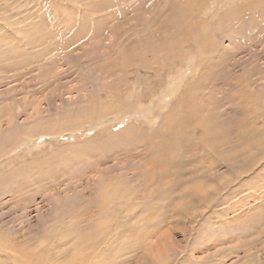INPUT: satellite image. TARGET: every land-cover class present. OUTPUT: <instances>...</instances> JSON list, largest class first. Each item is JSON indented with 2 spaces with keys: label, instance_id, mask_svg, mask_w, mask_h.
I'll use <instances>...</instances> for the list:
<instances>
[{
  "label": "rangeland",
  "instance_id": "374dc122",
  "mask_svg": "<svg viewBox=\"0 0 264 264\" xmlns=\"http://www.w3.org/2000/svg\"><path fill=\"white\" fill-rule=\"evenodd\" d=\"M80 258L264 264V0H0V264Z\"/></svg>",
  "mask_w": 264,
  "mask_h": 264
},
{
  "label": "bare ground",
  "instance_id": "6f19581e",
  "mask_svg": "<svg viewBox=\"0 0 264 264\" xmlns=\"http://www.w3.org/2000/svg\"><path fill=\"white\" fill-rule=\"evenodd\" d=\"M163 9H164V8H163ZM152 11H153V10H152ZM229 12H230V11H229ZM146 13H147V12H146ZM146 13H145V14H146ZM159 14H160V13H159ZM148 20H149V19H148ZM147 24H148V23H147ZM86 26H87V25H86ZM181 33H182V32H181ZM198 35H199V34H198ZM229 128H230V127H229ZM163 148H164V147H163ZM161 149H162V148H161ZM161 151H162V150H161ZM193 153H194V152H193ZM189 155H190V154H189ZM169 157H170V156H169ZM162 160H163V159H162ZM184 169H185V168H184ZM102 189H103V188H102ZM135 217H136V216H135ZM151 222H152V221H151ZM81 236H82V235H81ZM84 238H85V237H84ZM104 238H105V237H104ZM87 240H88V239H87ZM117 240H118V239H117ZM106 244H107V243H106ZM106 244H105V245H106ZM143 245H144V244H143ZM144 246H145V245H144ZM88 248H89V247H88ZM77 249H78V248H77ZM111 250H112V249H111ZM146 252H147V251H146ZM100 253H101V252H100ZM116 255H117V254H116ZM133 258H134V257H133ZM73 259H74V258H73ZM80 259H81V258H80ZM84 260H85V259H84ZM84 260L81 259V263L86 264V261H84ZM27 261H28V260H27ZM93 261H94V260H93ZM126 261H127V260H126ZM140 261H141V260H140ZM29 262H30V261H29ZM79 262H80V261H79ZM79 262H78V263H79ZM90 262H91V261H90ZM89 264H90V263H89ZM108 264H109V263H108Z\"/></svg>",
  "mask_w": 264,
  "mask_h": 264
}]
</instances>
